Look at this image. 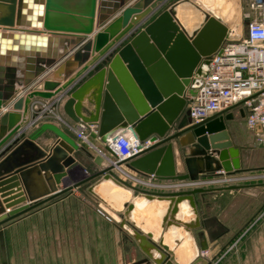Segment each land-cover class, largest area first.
Segmentation results:
<instances>
[{
	"label": "water",
	"instance_id": "obj_1",
	"mask_svg": "<svg viewBox=\"0 0 264 264\" xmlns=\"http://www.w3.org/2000/svg\"><path fill=\"white\" fill-rule=\"evenodd\" d=\"M106 1L100 0L99 27L94 31L97 0H91L90 26L81 30L48 26L43 0H0V227L77 189L123 215L122 227L129 224L131 237L146 256L138 264H179L163 235L182 229L193 241V232L202 226L195 197L208 190H140L119 179L102 158L79 147L57 125L46 122L30 134L25 131L41 111L33 108L35 103L67 97L63 104L67 118L72 123H95L98 131L92 138L111 155L105 143L118 132L130 131L138 141L152 143L123 163L135 173L193 180L220 170L240 172V148L231 143L222 146L220 140L225 136V143L230 141L226 122L232 115L216 114L193 123L187 109L197 84L207 75L208 59L236 36L221 18L201 9L200 0H138L127 5L130 0H108L107 7ZM185 3L203 11L201 25L191 34L176 15V8ZM63 45L72 48L65 51ZM62 75L64 84L58 80ZM46 132L57 141L43 149L36 141ZM78 151L98 171L66 185L65 179L78 166ZM34 167L38 175L49 172L54 187L45 199L28 196L26 202L23 191L28 194L27 177ZM103 185L126 191L128 200L113 208L97 192ZM139 200L145 201L144 206L138 207ZM184 202L186 212L180 208ZM148 203L166 205L156 209L157 236L134 229L135 211ZM206 249L205 243L194 247L190 264H208L201 256Z\"/></svg>",
	"mask_w": 264,
	"mask_h": 264
},
{
	"label": "crops",
	"instance_id": "obj_2",
	"mask_svg": "<svg viewBox=\"0 0 264 264\" xmlns=\"http://www.w3.org/2000/svg\"><path fill=\"white\" fill-rule=\"evenodd\" d=\"M137 1L130 0L125 5ZM209 1L212 2L213 0ZM43 2L45 8L48 6L47 10L44 8V13L47 12L48 26L77 30L90 26L91 0H43ZM99 4L100 0H97L95 19L91 25L94 31L99 27L97 26ZM107 4L108 0L106 1V7ZM236 8V13L234 15L230 14L229 16H232L227 19L220 15L222 23L227 26L234 36L238 34L237 30L240 31L245 28L246 15L252 17V13L247 8V0H238ZM176 11L179 22L188 34H191L193 30L201 25L203 11H198L194 4H182L176 8ZM42 20L43 22L45 20L43 16ZM38 29L42 30V28ZM66 38L71 39L72 37L67 36ZM63 48L65 51H69L72 46L63 45ZM59 60L60 58L57 59V62ZM53 70L55 69L49 71L48 74H51ZM74 74L69 78H72ZM22 75L25 77L24 72ZM64 79L65 75L58 78L62 84L66 82ZM66 100L67 97H63L59 101H54L56 106L51 112V116L41 117L38 124L26 129V135L33 132L40 124L47 122L57 125L73 138L71 132L66 128L67 124L72 123L64 114L63 104ZM44 104L47 103L44 102ZM228 124L229 121L226 123L227 132L230 139L235 142L234 134L229 130ZM96 127L98 131V126L96 125ZM129 133L131 132L124 131V134ZM220 140L225 142L226 138L222 136ZM56 141L57 139L52 133L46 132L36 143L39 147L46 149ZM76 144L83 148L77 141ZM234 144L238 145V143ZM75 156L78 166L65 179L66 185L81 181L98 171L85 153L78 151ZM240 163L241 168L248 170V162L243 159L241 148ZM263 168L264 166L259 167L257 170ZM37 171V167H34L28 174V194L22 189L26 202H28V196L40 198V200L45 199L46 194L54 187L49 172H41L38 175ZM76 177L77 179H75ZM58 189H63V185H59ZM205 190L208 191L195 197L202 226L193 232L194 240L190 241L182 229L163 235V242L174 251L175 260L179 264H190L194 255V247L200 249V245L205 243L207 249L201 253V256L208 264H264V182L245 184L235 187L233 190L226 188ZM124 200L125 196L118 193L111 197V203H108L113 208L119 209ZM65 204H68V214H60L57 219L52 220L50 225L52 238L51 262L45 261L42 264H138L139 261L146 258L131 237L129 224L125 228L122 227L123 215L115 213L90 194H83L77 189L70 194L58 196L19 217V220L13 221L23 222L32 217L46 215L47 210L59 208ZM73 204H83L84 211H78L79 206L73 207ZM165 206V204L149 203L142 210H136L133 215L136 222L134 229L140 230L142 228L157 236L159 234V219L155 214L156 208L163 209ZM152 207L155 208V211ZM180 208L181 210L187 208L186 202ZM98 210L108 216L111 221H107L103 215L98 213ZM192 218V216L184 217V220L189 221ZM255 220H257L256 223H254ZM251 224L255 225L251 226ZM175 241H179V245H174L173 242ZM144 264L154 263L149 261V263Z\"/></svg>",
	"mask_w": 264,
	"mask_h": 264
},
{
	"label": "built area",
	"instance_id": "obj_3",
	"mask_svg": "<svg viewBox=\"0 0 264 264\" xmlns=\"http://www.w3.org/2000/svg\"><path fill=\"white\" fill-rule=\"evenodd\" d=\"M252 17L246 15L244 31L235 40H226L207 61V75L197 84L196 94L188 104L189 117L199 123L216 114L240 106L244 112L246 128L252 131L257 143L264 146V0H247ZM37 102L41 108L32 125L41 117L51 116L56 102ZM86 151L102 158L112 172L129 185L153 193L185 192L195 189H224L249 183H263L264 169L227 173L216 171L199 175L196 179H157L153 175H140L123 163L151 146L148 140L140 142L131 133L118 132L107 139L105 146L111 155L92 138L97 133L94 123H69L66 126ZM107 221L111 219L104 215Z\"/></svg>",
	"mask_w": 264,
	"mask_h": 264
},
{
	"label": "rangeland",
	"instance_id": "obj_4",
	"mask_svg": "<svg viewBox=\"0 0 264 264\" xmlns=\"http://www.w3.org/2000/svg\"><path fill=\"white\" fill-rule=\"evenodd\" d=\"M240 32L237 30V33ZM228 125L229 130L234 134L235 142L229 139L230 141L226 143L222 142V146L231 143V145L241 148L243 159L247 160L249 166L248 170L242 168V172H253L257 171L259 167H263L264 146L259 145L254 133L246 128L244 118L235 112ZM224 138L226 137L224 136ZM234 143H238V145ZM72 206H79L78 211H84L83 204H73ZM68 212V204H65L62 207L47 210L46 215L32 217L23 222L18 221V219L16 222L14 220L1 226L0 264H42L45 261L51 262L52 238L50 225L52 220L57 219L60 214L66 215ZM256 222L257 220L254 221V223ZM254 225L251 224V226Z\"/></svg>",
	"mask_w": 264,
	"mask_h": 264
},
{
	"label": "bare ground",
	"instance_id": "obj_5",
	"mask_svg": "<svg viewBox=\"0 0 264 264\" xmlns=\"http://www.w3.org/2000/svg\"><path fill=\"white\" fill-rule=\"evenodd\" d=\"M225 1L226 0H213L211 2L209 0H203V1L200 0V2L202 3L201 9L217 15L219 18L221 15V17L227 19L236 13V10H237L236 6L238 5V0H228L226 2ZM184 8H186V7H184ZM198 11H201V10H198ZM230 14H232V15L229 16ZM97 192H98V194L101 195L102 198H104L106 200V202H109V203H111L110 202L111 197H114L118 193L123 194L125 196L124 201L128 200V198H129V194L126 191L119 189V188H116V187L108 186V185L107 186L103 185V186L99 187L97 189ZM107 196H108V198H107ZM144 202L145 201H140V200L137 201L138 207L142 206V205L144 206ZM120 207H121V205L119 206V208ZM152 209L155 211L154 207H152ZM156 209H158V208H156ZM182 211L186 212L187 208H182ZM155 214H156V212H155Z\"/></svg>",
	"mask_w": 264,
	"mask_h": 264
},
{
	"label": "flooded vegetation",
	"instance_id": "obj_6",
	"mask_svg": "<svg viewBox=\"0 0 264 264\" xmlns=\"http://www.w3.org/2000/svg\"><path fill=\"white\" fill-rule=\"evenodd\" d=\"M244 30H245V29H243V31H244ZM241 111H242V113H243V117H242L241 114H240ZM235 112H237L238 115H240L242 118H244L245 115H244L243 109H242L240 106H235L234 108H232V109L229 110V111L222 112V113H220V116L225 117L227 114H231L232 117H233V114H234ZM232 119H233V118H232ZM226 123H228V121H227Z\"/></svg>",
	"mask_w": 264,
	"mask_h": 264
}]
</instances>
